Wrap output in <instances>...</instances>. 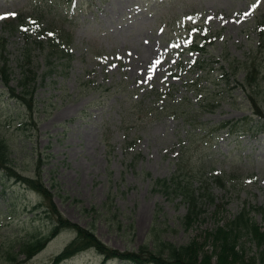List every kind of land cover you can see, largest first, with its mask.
Masks as SVG:
<instances>
[{"label":"rangeland","instance_id":"1","mask_svg":"<svg viewBox=\"0 0 264 264\" xmlns=\"http://www.w3.org/2000/svg\"><path fill=\"white\" fill-rule=\"evenodd\" d=\"M11 13L43 15L44 27L49 21L69 31L68 53L50 55L38 43L46 32L40 28L27 41L22 31L12 30ZM261 14L264 0H0L6 43L0 61L7 60L9 83L20 92L19 80L29 69L37 81L33 123L0 74V137L8 142L10 164L31 176L42 157L46 185L55 182L66 195L54 196L57 207L120 250L144 243L152 248L158 237L178 245L204 241L206 232L244 207L264 230V131L246 130L260 118L249 100L253 85L238 87L221 67H236L255 52L264 64L256 30ZM204 26L219 33L201 54L188 42ZM198 60L202 66L195 65ZM244 75L239 70L236 77L243 81ZM259 81L254 94L264 111V71ZM171 99L176 103L163 112ZM212 102L210 110L205 105ZM243 116L240 132L219 128V122ZM182 161L187 169L177 177L187 176L196 194L214 197L199 195L202 213L191 225L183 222L188 208L181 196L156 183L175 177ZM39 201L35 191L0 173V264H9L8 250L50 233L43 208L32 209ZM75 235L63 229L17 264H53ZM242 241L249 254L257 250L246 237ZM101 262L88 249L60 264Z\"/></svg>","mask_w":264,"mask_h":264},{"label":"trees","instance_id":"2","mask_svg":"<svg viewBox=\"0 0 264 264\" xmlns=\"http://www.w3.org/2000/svg\"><path fill=\"white\" fill-rule=\"evenodd\" d=\"M16 14L14 18L9 21L12 30H20L28 39L31 37L33 31L46 30L45 35L40 34V40L38 43L43 48H48L49 54L58 52L64 55L67 52L68 46L72 41V35L69 31L58 29L53 23L49 21L43 26L44 19L39 16L29 14ZM33 29V31H32ZM256 30L258 34L259 45H264V14L256 16ZM32 31V32H31ZM50 32V34H47ZM195 38L190 41V48L193 50H199L201 53L208 52V44L214 43L216 35L210 32L205 26L203 29H199L195 32ZM212 34V35H210ZM217 36V35H216ZM3 37L0 36V46L5 48ZM259 49L262 48L261 46ZM28 53L27 61L31 57V46L28 43L26 48ZM25 55H23V59ZM197 66H202V62L198 60ZM229 68L226 65H222V74L225 78L229 79L233 74L234 80L238 87H246V84L253 85V90L259 87V76L264 71V64L260 57V53L255 52L245 62L240 63L234 67V63H229ZM204 67V66H203ZM201 67V68H203ZM241 70L245 73L244 80L239 81L236 77L238 71ZM0 74L2 76L3 83L7 88L8 93L20 101L28 111V118L35 123L34 115L38 109L37 101L35 99V91L37 81L34 76V72L29 69L26 74L19 80V84L22 87L20 92H16L15 88L10 85L9 67L7 60L0 61ZM198 75L196 79H200ZM250 86V85H249ZM197 89H199L197 87ZM165 92L159 91L158 95H163ZM254 93L249 94V100L253 105V112L259 115V120L256 124H251L246 130L252 131L253 134L259 132L258 128L264 131V111L257 104V95ZM200 94V92H199ZM202 97V93L200 94ZM202 98H198L199 107L201 108ZM176 101L171 99L168 105H164L162 111L169 110L171 105H174ZM210 110L214 107L213 102L208 103ZM212 106V107H211ZM198 108V107H197ZM175 115V114H173ZM247 119V116H243L239 119H230L219 122V128H226L229 132H240L243 124L242 121ZM263 122L261 123V121ZM261 124H260V123ZM260 126V127H259ZM256 129V130H254ZM193 130L188 129V133ZM9 145L6 139L0 137V173L6 176L8 179H14L17 182L26 185L27 188L32 189L40 196V201L32 209L43 208L42 210L50 218L52 223V229L49 234L35 235L31 239L21 243L18 251L6 252L7 262L9 264H17L24 260L31 259L35 254L41 251L51 239L57 235L63 229L70 228L75 231V237L53 258V264H60L64 260L88 249H95L97 253L102 256L101 264H106L107 261L113 259H120L127 264H264V230L261 229V225L256 220L255 215H251L252 209L247 207L242 208L241 212L229 218L227 222L218 224L210 231L206 232L205 240L200 241L198 238H194L185 244H175L167 240L158 237L154 241V246L151 248L148 244H142L138 250H120L112 247L102 241L96 234L92 227H83L79 223L73 222L67 218L63 212L57 207L54 202V196L57 194L65 199L66 195L56 188V183L53 182V186L50 188L46 185L42 174V157L35 159V173L33 175H23L14 166L10 164ZM187 169L183 165V161L178 164L175 177L171 179H158L156 183L162 185L165 190L174 188L175 191L187 204V214L183 218L185 225H191L199 215L202 213L200 207L201 201H199V195H203L205 200H214L212 194L201 193L196 194V190L192 188V182L188 177H179L178 170ZM185 173V172H182ZM174 175V174H173ZM181 175V173H180ZM216 180L222 184L221 177H217ZM207 190V189H206ZM262 213L264 214V210ZM246 237L257 247V250L253 254H249L246 251L244 242L242 239ZM208 246V247H207ZM23 255L24 257H21Z\"/></svg>","mask_w":264,"mask_h":264},{"label":"snow or ice","instance_id":"3","mask_svg":"<svg viewBox=\"0 0 264 264\" xmlns=\"http://www.w3.org/2000/svg\"><path fill=\"white\" fill-rule=\"evenodd\" d=\"M10 15H15V13H11ZM4 16H0V19H4Z\"/></svg>","mask_w":264,"mask_h":264}]
</instances>
